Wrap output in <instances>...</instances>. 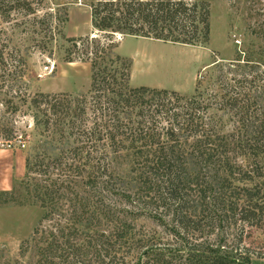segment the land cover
<instances>
[{
	"label": "trees",
	"instance_id": "1",
	"mask_svg": "<svg viewBox=\"0 0 264 264\" xmlns=\"http://www.w3.org/2000/svg\"><path fill=\"white\" fill-rule=\"evenodd\" d=\"M32 2L0 0V19L7 21L12 10L32 13ZM87 5L93 32L65 38L68 45L63 57L65 61L89 62L90 85L81 93L28 91V77L22 69L25 61L9 39L1 37L0 28L2 143L22 147L36 134L33 160L29 154L25 156L27 170L47 175L50 164L55 168L63 164L58 161L63 153H53L46 163L38 160L37 148L68 150L75 156L63 165L84 179L87 187L98 189L97 206L88 208L87 216H73L97 227L85 233L75 227H57L40 249V264H250L248 255L241 252L211 254L213 247L207 252L196 251L191 245L169 247L157 231L134 227L115 198H131L122 192L123 187L116 186L121 174L117 166L128 160L134 172L136 204L147 208L155 219H161L162 214L170 217L173 234L182 240L201 232L199 224L213 227L226 215L235 225L250 224L264 208V181L250 186L236 183L245 174L246 158L252 161L249 165L264 166V107L261 118L246 119L248 123L258 120L257 131L242 130L241 125L226 133L220 118L207 111L211 103L199 101L196 94L130 85L131 62L115 52L114 35L118 34L182 44L206 43L209 2L89 0ZM53 30L50 27V38L55 36ZM227 71L231 72V67ZM250 74L227 78L223 73L222 78L252 85L255 76L249 78ZM258 75L261 86L255 84L252 93L244 92L243 98L229 96L230 106L237 107L239 100L247 109L258 104L260 94H264V72ZM197 89L198 82L194 92ZM16 114L30 115L31 131L18 132ZM259 176L264 180L263 172ZM199 207L207 211L202 224L196 219ZM49 214L45 212L42 218ZM24 242L27 240L19 245L21 256L27 251ZM225 242V238L219 241L220 245Z\"/></svg>",
	"mask_w": 264,
	"mask_h": 264
},
{
	"label": "rangeland",
	"instance_id": "2",
	"mask_svg": "<svg viewBox=\"0 0 264 264\" xmlns=\"http://www.w3.org/2000/svg\"><path fill=\"white\" fill-rule=\"evenodd\" d=\"M32 1V13L12 10L7 21L3 17L0 19L1 37L8 38L10 46L14 45L25 61L22 69L28 77V91L72 94L86 91L91 81L89 62L65 61L63 57L64 47L68 45L65 38H77L93 32L87 5L89 0ZM207 1L210 33L206 43L182 44L118 34L114 35L118 46L115 52L130 56H122L132 63L130 85L165 88L187 95L192 91L193 81L194 88L198 82V89L193 93L199 101L211 103L207 111L220 118L224 132L232 133L241 125L242 130L257 131L258 120L248 123L246 119L254 121L263 116L264 94H260L258 104L249 109L242 100H239L237 107L230 106L232 102L227 98H243L244 92L252 93L255 84L261 86L263 82L258 74L264 72V0ZM50 27L54 28L55 33L51 38ZM228 67H231V72L227 71ZM244 72L251 73L249 78L255 76L252 85L243 82L236 84L222 78L223 73L228 78L233 74L240 76ZM258 90L260 93L262 88ZM15 121L18 132L31 131L30 115L16 114ZM31 136V141L26 145L18 147L15 143L9 147L2 143L0 134V264H40V249L57 227H75L81 233L97 227L73 217L75 213L86 215L88 208L92 209L98 204V189L87 187L84 179L63 165L69 164L75 154L68 150L64 153L37 148L38 160L43 159L46 163L52 159L53 153H63L64 157L58 160L63 164L59 168L50 164V173L47 175L29 171L25 168V156L29 154L33 160L38 139L36 134ZM251 162L246 158L248 165L245 174L236 181L241 186L264 181L259 176L260 172L264 173V166L256 168L255 164L249 165ZM117 167L121 174L118 175L116 186L123 187L122 192L130 194L134 201L116 196L119 199L116 204L128 213L125 218L134 227L157 231L161 241L169 247L191 245L200 252H207L213 247L215 249L211 254L241 252L248 255L250 264H264V208L257 219L250 224L243 223V226L235 225L228 215L213 227L199 224L202 231H195L185 241L173 234L174 226L170 217L162 214L161 219H155L149 216L147 208L136 204L137 199L133 198L134 172L129 161H123ZM192 196L198 197L196 194ZM48 211L49 216L42 218ZM206 212L199 207L195 211L196 219H203ZM34 229H37L36 233ZM241 230L242 235L238 236ZM224 238L226 242L220 245V239ZM24 240H27L23 244L27 251L21 256L19 245Z\"/></svg>",
	"mask_w": 264,
	"mask_h": 264
},
{
	"label": "crops",
	"instance_id": "3",
	"mask_svg": "<svg viewBox=\"0 0 264 264\" xmlns=\"http://www.w3.org/2000/svg\"><path fill=\"white\" fill-rule=\"evenodd\" d=\"M121 43V42H120ZM117 50H118V46H117ZM119 54V53H118ZM120 56H125V57H130V56H126V55H120ZM132 64V63H131ZM194 75V74H193ZM194 78H195V76H194ZM193 78V79H194ZM129 79H130V77H129ZM136 86H139V85H136ZM152 87V86H151ZM157 88H159V87H157ZM193 91H194V81H193V84H192V91L191 92H189V94H192L193 93ZM189 94H187V95H189Z\"/></svg>",
	"mask_w": 264,
	"mask_h": 264
}]
</instances>
